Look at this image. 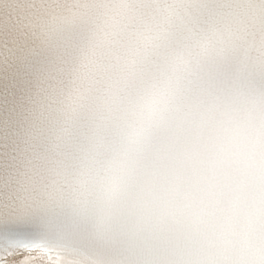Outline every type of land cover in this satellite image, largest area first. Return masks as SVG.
Returning a JSON list of instances; mask_svg holds the SVG:
<instances>
[{
	"label": "snow or ice",
	"instance_id": "1",
	"mask_svg": "<svg viewBox=\"0 0 264 264\" xmlns=\"http://www.w3.org/2000/svg\"><path fill=\"white\" fill-rule=\"evenodd\" d=\"M0 264H264V0H0Z\"/></svg>",
	"mask_w": 264,
	"mask_h": 264
}]
</instances>
